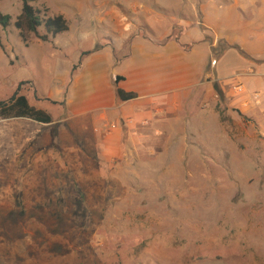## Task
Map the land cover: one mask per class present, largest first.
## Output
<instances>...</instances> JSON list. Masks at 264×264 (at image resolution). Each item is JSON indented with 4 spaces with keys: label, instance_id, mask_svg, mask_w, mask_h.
I'll return each mask as SVG.
<instances>
[{
    "label": "rangeland",
    "instance_id": "obj_1",
    "mask_svg": "<svg viewBox=\"0 0 264 264\" xmlns=\"http://www.w3.org/2000/svg\"><path fill=\"white\" fill-rule=\"evenodd\" d=\"M77 2L35 0L49 16L64 15L69 32L41 46L31 35L18 47L21 3L0 0L11 18L0 29V101L20 87L53 119L47 127L0 120V264H264V105L245 115L219 110L220 126L185 142L165 134L147 144L153 155L122 141L105 156L93 134L101 111L75 80L86 57L66 77L69 67L110 45L116 28L160 39L181 34L192 17L188 0ZM129 46L114 51L116 64ZM26 74L31 81L16 84ZM104 128L108 136L113 127Z\"/></svg>",
    "mask_w": 264,
    "mask_h": 264
},
{
    "label": "crops",
    "instance_id": "obj_2",
    "mask_svg": "<svg viewBox=\"0 0 264 264\" xmlns=\"http://www.w3.org/2000/svg\"><path fill=\"white\" fill-rule=\"evenodd\" d=\"M94 5L100 8L98 1ZM77 7L81 8L79 3ZM188 7L192 19L185 22L179 35L138 37L131 34L130 28L119 27L112 31L113 40L107 41L110 45H98L85 58L75 80L82 88L90 89L94 100L89 104L91 111H101L93 117V134L97 140H104L105 156L117 155L122 141H127L129 150L138 143L141 150L147 151L148 143L161 142L165 134L166 142H185L203 128L202 135H206L213 123L220 126L219 110H236L245 115L263 109L264 0H188ZM128 44L130 55L116 64L115 52ZM21 46L30 45L21 40L18 47ZM0 50L4 53L1 45ZM15 58L18 64L19 58L27 62L25 57ZM74 66L77 65L69 67L66 77ZM117 77L121 78L118 88L136 94V99L119 101L114 84ZM31 79L26 74L16 84ZM65 84L64 81L62 86ZM25 91L20 94L27 98ZM14 121L38 124L28 119ZM181 123L185 127L188 124L187 134L179 132ZM107 125L113 127L108 136L104 128ZM148 155L153 152L148 150Z\"/></svg>",
    "mask_w": 264,
    "mask_h": 264
},
{
    "label": "trees",
    "instance_id": "obj_3",
    "mask_svg": "<svg viewBox=\"0 0 264 264\" xmlns=\"http://www.w3.org/2000/svg\"><path fill=\"white\" fill-rule=\"evenodd\" d=\"M34 1L19 0L21 3V13L14 22V28L18 31L23 43H28L31 35L36 36L41 42L47 43L69 31L68 21L62 15L49 16L48 9L42 11L35 8L32 5ZM10 26L11 18L9 15L0 13V29L6 30ZM42 27L44 28V34L40 36L38 33ZM89 55V52L82 54L80 64L73 68V74L80 68L82 59ZM120 80L121 78L117 77L114 82L115 93L119 101L126 102L136 99V94L126 93L118 88L117 84ZM23 84L21 83L20 85L22 86ZM19 89L17 92L20 91ZM17 92L11 99L0 101V120L28 119L38 124L49 125L53 123L52 117L46 111L31 106L28 99Z\"/></svg>",
    "mask_w": 264,
    "mask_h": 264
},
{
    "label": "built area",
    "instance_id": "obj_4",
    "mask_svg": "<svg viewBox=\"0 0 264 264\" xmlns=\"http://www.w3.org/2000/svg\"><path fill=\"white\" fill-rule=\"evenodd\" d=\"M212 64H214V62H212Z\"/></svg>",
    "mask_w": 264,
    "mask_h": 264
}]
</instances>
